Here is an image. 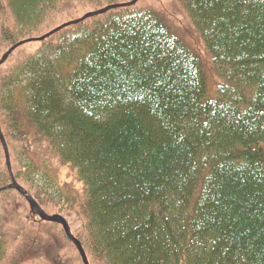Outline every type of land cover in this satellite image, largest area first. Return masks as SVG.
<instances>
[{
	"label": "trees",
	"instance_id": "1",
	"mask_svg": "<svg viewBox=\"0 0 264 264\" xmlns=\"http://www.w3.org/2000/svg\"><path fill=\"white\" fill-rule=\"evenodd\" d=\"M71 1L0 0V67L43 39L0 74V198L24 189L62 219L82 199L74 239L87 264H264V0H175L206 65L168 0H79L90 16L41 35ZM19 112L39 154L74 172L72 201L50 193L54 167L22 162L25 137L9 133ZM8 238L0 264H18Z\"/></svg>",
	"mask_w": 264,
	"mask_h": 264
},
{
	"label": "rangeland",
	"instance_id": "2",
	"mask_svg": "<svg viewBox=\"0 0 264 264\" xmlns=\"http://www.w3.org/2000/svg\"><path fill=\"white\" fill-rule=\"evenodd\" d=\"M164 2V1H163ZM166 3L162 5L164 10L172 11L174 10L177 13L176 21H178L179 30H182L184 33L185 39L180 38L188 44L196 54L199 55L202 63L206 65V61L208 58L207 53L196 40V36L192 32V29L185 19L184 12L181 11L180 5L175 0L165 1ZM94 8L88 2L83 3L82 1L76 0L71 1L65 9H60L57 14L53 16V20L50 26L42 27L41 35L48 34L51 31H55L56 28L59 27H67L73 28V24L77 19L82 18L84 15H87L90 12H93ZM176 21H173L175 23ZM176 24V23H175ZM41 40L24 42V44L16 47L13 50V53L7 58L5 63L0 67V74L8 69L7 67L13 66L15 61L22 59L27 54H33L42 46ZM193 46H191V45ZM201 46V47H200ZM6 48L2 46L0 42V58L4 57L6 54ZM11 51L7 50V53ZM18 116V127L16 129H10L9 133H13L15 136L25 137V143L27 144L28 149H24L23 142V157L22 162H25L27 158L38 167H42V164H46L49 167H54L56 174L58 175V181L49 188L50 193H53V197L58 201L59 198H68L72 201L71 197L74 195L81 194V185L77 181L74 172L70 170V168L66 165H60L58 161L51 160V156L47 151L41 152L39 154V150L41 148L38 138L33 134V131L27 126L24 122V118L21 112L17 114ZM7 131V128H4V132ZM31 149V150H30ZM29 161V162H30ZM43 169V167H42ZM54 200V201H55ZM53 201V202H54ZM81 201L80 199L76 204L75 213L73 216L65 217L67 223L65 224V229L68 231L69 236L74 238V231L78 226L82 223V214H81ZM4 202V204H3ZM5 207V209L3 208ZM11 210L14 215L8 216V209ZM5 210L6 214L2 211ZM47 213H45L48 217L53 218L55 215L54 210L55 206H49L47 209ZM5 214V216H4ZM37 215V216H36ZM3 216L5 217L4 222ZM60 224V223H59ZM32 225V226H31ZM5 226V228H3ZM35 227L38 231L39 235H43L44 231L47 232L49 238L44 236L46 239H51V241H55L54 245L50 247L47 246L41 247V242L38 241L37 234L35 233L32 227ZM53 223L42 221L39 215L34 213L33 211L28 209L25 200L20 198L17 194H14L11 201H6L0 198V234L1 232L6 233L8 235L10 247L7 250V254L12 255L14 250L21 249L24 251L22 258L18 261V264H84L83 261L77 256L76 251L73 246L69 245L60 236L55 235L51 237L52 228H61L60 225H55ZM77 231V230H76ZM35 239L37 242H35ZM68 240V238L66 237ZM62 246V248H61ZM34 247H40L41 249H45L44 252L42 250H35ZM60 250V251H59ZM60 252V253H59ZM47 254V255H46Z\"/></svg>",
	"mask_w": 264,
	"mask_h": 264
},
{
	"label": "water",
	"instance_id": "3",
	"mask_svg": "<svg viewBox=\"0 0 264 264\" xmlns=\"http://www.w3.org/2000/svg\"><path fill=\"white\" fill-rule=\"evenodd\" d=\"M88 16H90V14H87ZM38 40H43L42 38L38 39ZM3 147H5L3 145ZM16 189H19L22 194L24 195L25 199L27 200L29 206L32 208H34L35 210H37L38 214H39V217L40 219L43 221H47V222H50V223H54V222H59L63 228V230H65V233H66V236L69 240L72 241V243L75 245V247L77 248L78 251H80V256H81V259L82 261H84L85 264H87V262L85 261V257H84V254L83 252L81 251L80 249V245H79V242L78 240H75L73 237L69 236L68 234V231L65 229V219H62L60 216H54L53 218L51 217H48L42 210L39 209L38 205L36 204V202L34 200H32V198H30L28 196V194L25 192L24 189H21V188H16Z\"/></svg>",
	"mask_w": 264,
	"mask_h": 264
}]
</instances>
